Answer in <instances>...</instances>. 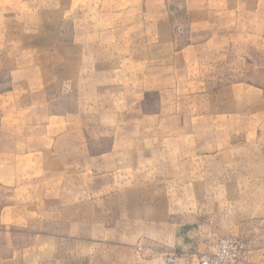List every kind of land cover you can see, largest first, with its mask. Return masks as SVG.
Instances as JSON below:
<instances>
[{
    "label": "rangeland",
    "instance_id": "1",
    "mask_svg": "<svg viewBox=\"0 0 264 264\" xmlns=\"http://www.w3.org/2000/svg\"><path fill=\"white\" fill-rule=\"evenodd\" d=\"M0 264H264V0H0Z\"/></svg>",
    "mask_w": 264,
    "mask_h": 264
}]
</instances>
